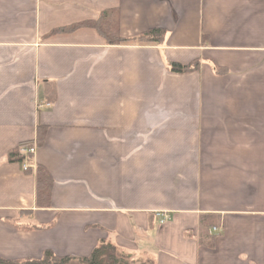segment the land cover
<instances>
[{"label": "crops", "instance_id": "obj_1", "mask_svg": "<svg viewBox=\"0 0 264 264\" xmlns=\"http://www.w3.org/2000/svg\"><path fill=\"white\" fill-rule=\"evenodd\" d=\"M102 12L162 42L55 32ZM30 141L24 172L10 154ZM100 240L154 264H264V0H0V258Z\"/></svg>", "mask_w": 264, "mask_h": 264}, {"label": "trees", "instance_id": "obj_2", "mask_svg": "<svg viewBox=\"0 0 264 264\" xmlns=\"http://www.w3.org/2000/svg\"><path fill=\"white\" fill-rule=\"evenodd\" d=\"M112 15H115V13L102 12L96 20L79 22L68 27L59 28L55 30V32L65 33L73 32L78 29H93L102 35L110 45H152L160 44L162 42L163 33L159 29L149 30L131 39L120 37L118 34L117 21ZM197 67V61L189 65H180L176 63L170 64V70L174 73L191 72L196 70ZM38 136L41 137V134ZM31 144L32 141L24 142L21 145L30 146ZM10 155L11 157L17 156V150L16 153L12 152ZM35 185L36 207L38 209L49 208L53 181L50 174L42 166L36 167ZM206 220L207 216L200 217L201 230L198 236V242L201 245L210 247L213 240L210 236L205 235ZM48 227L49 226H16L19 230H41L47 229ZM0 264H154V261L151 258L143 259L133 253L123 251L109 240H100L91 253L86 257L57 256L51 251H45L39 259L5 260L0 258Z\"/></svg>", "mask_w": 264, "mask_h": 264}, {"label": "built area", "instance_id": "obj_3", "mask_svg": "<svg viewBox=\"0 0 264 264\" xmlns=\"http://www.w3.org/2000/svg\"><path fill=\"white\" fill-rule=\"evenodd\" d=\"M36 153V144L33 142L30 146L21 145L17 148V154L21 158V169L27 172L31 167L28 165L29 160ZM214 231H216L214 229Z\"/></svg>", "mask_w": 264, "mask_h": 264}, {"label": "rangeland", "instance_id": "obj_4", "mask_svg": "<svg viewBox=\"0 0 264 264\" xmlns=\"http://www.w3.org/2000/svg\"><path fill=\"white\" fill-rule=\"evenodd\" d=\"M143 259H145V258H143Z\"/></svg>", "mask_w": 264, "mask_h": 264}]
</instances>
